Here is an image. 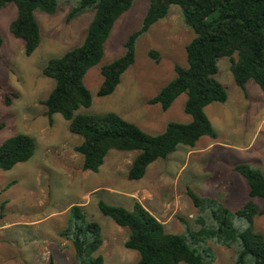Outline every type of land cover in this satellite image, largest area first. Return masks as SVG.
I'll use <instances>...</instances> for the list:
<instances>
[{
	"label": "rangeland",
	"instance_id": "rangeland-1",
	"mask_svg": "<svg viewBox=\"0 0 264 264\" xmlns=\"http://www.w3.org/2000/svg\"><path fill=\"white\" fill-rule=\"evenodd\" d=\"M147 8V0H136L116 20L101 61L85 75L92 104L79 111L116 112L145 132L158 134L170 121L187 123L192 119L185 111L186 92L167 110L148 103L176 75L175 64H187L185 48L193 30L178 4H172L168 15L138 39L135 62L122 74L114 92L97 94L103 81L102 66L124 53L127 37L141 26ZM69 9L68 4H61L53 14L37 12L41 42L30 55L9 28L16 5L10 3L0 10V144L18 133H27L35 140L29 160L0 170V202L8 200L0 220V264H75L74 246L59 231L67 226L69 209L77 204L82 205L88 219L102 227L99 253L105 264L136 262L138 251L125 246L129 230L101 212V199L130 210L138 199L164 222L167 231L183 233L186 224L182 219L193 223L199 214L187 193L191 187L200 196L222 202L231 211L233 226L244 230L247 220L236 210L250 199L249 187L234 165L246 163L264 174V91L258 83L252 80L247 84L245 95L234 81L230 58L222 56L217 77L228 98L205 107L218 134L217 143L206 147L213 138L205 135L196 143L197 148L205 149L192 154H187L190 146L179 144L166 158L151 163L141 179L128 178L136 151L110 150L99 171L83 170V156L74 150L81 137L69 130L61 113H55L50 122L42 103L55 84L43 73V67L51 57L82 43L94 15L86 12L68 21ZM151 49L159 52L158 61L149 55ZM8 94L10 104L6 102ZM13 180L15 183L3 190ZM254 200L264 206L262 199ZM255 226L264 232V214L255 217ZM207 245L215 253L216 264H235V248L212 239Z\"/></svg>",
	"mask_w": 264,
	"mask_h": 264
},
{
	"label": "trees",
	"instance_id": "trees-1",
	"mask_svg": "<svg viewBox=\"0 0 264 264\" xmlns=\"http://www.w3.org/2000/svg\"><path fill=\"white\" fill-rule=\"evenodd\" d=\"M136 0H0V10L10 3L17 7L10 23V31L23 41L25 52L32 54L41 42L37 12L55 13L61 4L70 6L67 20L83 13L94 12L81 44L51 57L43 73L55 84L42 100L52 122L55 113L68 121L69 130L81 137L74 150L83 156V170L99 171L110 150L136 151L128 178L141 179L148 166L157 159L166 158L179 144L195 146L205 135L217 138L205 107L212 102H226L228 93L217 77L218 60L230 58L235 83L245 91L250 80L264 91V0H147L148 8L141 26L127 37L122 55L101 68L103 81L99 96L114 92L122 74L135 62L138 39L157 21L165 18L172 4H178L184 20L193 30L186 45V65L175 64L176 75L148 100L160 104L164 110L171 107L183 92L188 97L185 111L190 122L170 121L163 132L150 134L136 123L116 112L104 114L79 111L92 104V94L85 84V75L98 64L107 39L116 20L132 7ZM3 43L0 33V45ZM149 55L159 60L155 49ZM7 104L11 97L6 96ZM35 151V140L27 133H18L0 144V170H9L17 163L29 160ZM247 181L250 199L236 210L245 217L248 226L238 229L229 219L231 211L222 202L200 196L193 188L187 193L199 211L193 223L186 224L183 233L167 231L165 224L141 201L135 199L132 209L99 200L101 212L118 225L129 230L125 246L137 250L139 258L132 264H216V256L207 245L209 240L236 249L235 264H264V232L255 226V217L264 214L254 198L264 201V174L246 163L234 165ZM15 180L7 183V190ZM8 200L0 202V220L5 216ZM59 235L74 246L75 264H105L99 253L103 244L102 227L87 218L82 205L69 209L67 226Z\"/></svg>",
	"mask_w": 264,
	"mask_h": 264
},
{
	"label": "crops",
	"instance_id": "crops-1",
	"mask_svg": "<svg viewBox=\"0 0 264 264\" xmlns=\"http://www.w3.org/2000/svg\"><path fill=\"white\" fill-rule=\"evenodd\" d=\"M251 81H252V80L248 81L247 84H249ZM245 95H246V94H245ZM208 106H210V104H209ZM208 106L206 107V109L208 108ZM210 117H212V116H210ZM202 137H203V136H202ZM217 138H218V136H217ZM217 138H213L212 141L208 142V144H207L206 147L209 148L210 146H213L215 143H217V141H216ZM196 146H197V144H196L195 146H190L189 149L187 150V154H190V153H191V154H192V153H199V152H202V151L205 149V148H197ZM128 194L131 195L130 192H128ZM140 200H141V199H140Z\"/></svg>",
	"mask_w": 264,
	"mask_h": 264
}]
</instances>
